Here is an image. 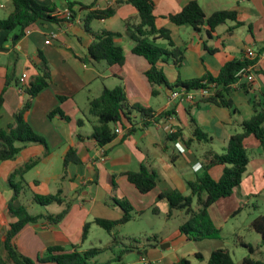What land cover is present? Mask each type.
<instances>
[{
	"label": "crops",
	"instance_id": "crops-1",
	"mask_svg": "<svg viewBox=\"0 0 264 264\" xmlns=\"http://www.w3.org/2000/svg\"><path fill=\"white\" fill-rule=\"evenodd\" d=\"M35 1L54 9L53 16L67 19L69 15L65 0ZM70 1L74 3L72 11L75 13L70 22L60 25L38 22L17 41H14V33L0 30V129H6L13 122V115L27 100L18 88L19 80L25 74L26 85L36 74L40 55L48 63L51 73V84L32 100L25 115L32 130L44 139L45 146L26 145L15 159L0 162V249L8 224L14 221L7 211L13 195L9 176L27 160L41 157L38 164L24 174L31 192L47 195L61 190L63 197L68 189L70 194H75L71 198L69 212L59 224L40 220L27 225L13 240L17 251L32 260L53 246H61L69 252L76 247L78 252H84L81 246L88 236L84 241L81 236L86 223L91 226L95 218H120L111 206L112 197L128 200L134 212L139 213L151 207L157 195L164 190L189 195L187 183L201 173L202 165L206 163L204 155L209 151L215 152L211 148L214 142H220L225 149L230 136L241 132L242 122L252 116L250 100L264 93V0H151L155 7V27L167 29L174 45L183 49V59L178 67L171 60L158 64L168 84H175L177 80L202 79L206 75L216 77L230 60H242L243 55L258 57L255 72L252 71L254 82L240 81L227 96L235 111L199 102L196 94L192 102L184 98L170 100V92L165 87H157V95L152 96V89L144 76L148 64L132 54L133 42L127 32V27L132 29L138 23V13L123 0H97L94 9L114 7L115 13L110 18L94 20L90 24L94 33L107 31L119 34L114 37V43L122 48L123 65L108 67L104 62L88 61L87 49L93 37L83 30L81 18L85 12L80 11L79 5L88 6L93 0ZM190 1H196L206 17L218 11H235L238 22L243 26L235 28L234 22L227 21L216 28L212 37H208L206 26L196 32L188 25H173L167 16L179 13ZM12 11L11 0H0V20L6 19ZM159 45L165 47L166 43L162 41ZM120 84L125 88L129 104L154 112L155 119L148 125L139 123L128 137L125 136L126 131L115 128L119 130L116 139L101 148L90 137L89 100L97 97L104 88L112 89ZM59 97L65 100L60 101ZM56 108L69 120L59 115L49 118L48 114ZM79 120L83 123L78 126ZM196 127L211 141L196 140L193 137ZM169 130L179 134L180 138L168 140ZM71 148L76 150L80 163L70 164L64 176L63 159ZM141 166L158 175L156 188L146 195L139 194L122 176L126 172H137ZM209 173L218 179L222 167H213ZM113 180L116 184L114 189ZM51 183L57 187L53 192L50 191ZM17 202L28 212L33 203L30 192L20 194ZM157 206L158 215H167L165 201ZM159 241L156 243L164 248L160 249L158 244L143 248L137 253L138 264H143L140 257H144L148 264H173L185 259L174 254L179 244L193 242L181 236L178 229L174 235Z\"/></svg>",
	"mask_w": 264,
	"mask_h": 264
},
{
	"label": "trees",
	"instance_id": "trees-1",
	"mask_svg": "<svg viewBox=\"0 0 264 264\" xmlns=\"http://www.w3.org/2000/svg\"><path fill=\"white\" fill-rule=\"evenodd\" d=\"M68 3L69 15L67 19L53 16L54 9L45 7L35 0H11L13 11L3 20H0V30L8 33H14V41L23 37L31 27L38 22L60 25L65 21H72L75 13L72 11V3ZM97 0H93L88 6L79 5L80 11L85 12L81 18L83 30L93 37V41L87 49V60L93 63L104 62L108 67H121L124 63V54L122 48L115 45L114 37L119 34L101 31L92 32L90 24L94 20H105L114 15V7L105 10L94 9ZM123 3L133 7L138 13V23L132 29L127 27L129 37L133 42L132 54L143 58L148 69L144 76L149 83L152 96H156L157 87H165L170 94L174 91H183L184 94L197 92L201 89H208L214 84L215 91L207 97L200 98L199 102L210 104L216 107L233 111L234 107L227 98L231 88L237 83L235 75L242 69H249L253 72L258 57H249L243 55L242 60L233 59L225 63L216 77L210 75L202 79L190 81L177 80L175 84H168L166 78L159 68V63H166L171 60L173 65L179 66L183 59V49L174 45L170 32L167 29L155 27L154 4L151 0H123ZM167 19L175 26L188 25L198 32L203 26H206L208 37H212L218 26L227 21L235 23V28L243 26L238 22L235 11H218L206 17L196 1L188 2L179 13L167 16ZM164 41L165 47L160 46L157 42ZM40 64L35 67L36 74L31 77L22 91L27 96V100L13 115V122L6 129H0V162L13 160L26 145L41 144L45 146V141L37 135L31 126L25 120L26 113L31 108L32 100L45 88L51 84L50 68L46 60L40 55ZM250 72V71H249ZM244 88V87H241ZM257 99H251L250 104L253 111L252 116L242 122L241 132L233 134L227 141L223 153L209 151L204 155L206 163L202 165V171L193 181L187 183L189 196H184L176 190L167 189L157 195L151 212L154 215L159 214L157 204L165 201L168 205L167 216L170 218L175 211L184 212L186 220L179 225L178 232L189 241H203L214 239L219 235V230L215 228L209 215V209L219 200L230 197L243 180V176L249 165V157L245 142L253 138L258 146L264 151V93ZM60 101L65 98L59 97ZM2 106V97L0 96V108ZM235 111V110H234ZM155 113L142 108L139 105L129 104L125 88L122 84L112 88H104L97 97L91 98L88 104V119L91 123V139L103 148L109 145L117 137V130L121 128L126 131L125 136L132 135L139 123L148 125L155 119ZM59 115L65 120V117L59 108L52 110L48 117L52 118ZM82 120L77 121L79 126ZM118 128V129H115ZM193 137L200 142H210L211 139L200 128L196 127L193 131ZM180 138L179 134L172 133L168 135V140ZM41 160V157L27 160L19 169L15 170L9 176V186L13 191L12 198L8 202V215L14 219L8 224L7 231L1 240L0 264H99L93 259L103 251H112L114 246L119 244L115 229L131 221L134 209L126 199H116L112 197V205L120 209L121 215L117 220L95 218L93 223L107 232L111 238V244L104 249L91 248L84 252H78L76 247L73 251H66L61 246L48 247L42 256L36 260L29 259L21 255L13 240L27 225L35 224L40 220H45L52 225L59 224L67 215L70 204L62 197V191L55 194L37 195L31 192L29 185L24 180V174L33 168ZM80 159L76 150L71 148L63 159V172L66 176L67 167L70 164H79ZM213 167H222V174L218 179H214L209 171ZM127 182L135 190L146 195L152 192L158 182L156 172L148 170L144 166L137 172H126L122 174ZM113 189L116 188L114 180L112 181ZM30 192L31 200L41 206L51 204L66 205L65 208L56 215H30L25 206L19 204L18 197L20 194ZM196 200L197 209L192 208ZM141 215L142 212L136 213ZM90 224L86 223L83 227L81 239L84 241L87 237ZM251 228L261 235L264 242V216H258L251 223ZM249 253L253 250L250 246ZM126 249V248H124ZM125 252V250H123ZM122 251V252H123ZM198 259H202L200 254H196ZM120 257L112 259L115 262ZM243 264H262V262L252 259L250 256L243 259ZM103 264H111L106 262ZM173 264H190L186 259H179ZM207 264H235L225 249H217L211 252Z\"/></svg>",
	"mask_w": 264,
	"mask_h": 264
},
{
	"label": "rangeland",
	"instance_id": "rangeland-1",
	"mask_svg": "<svg viewBox=\"0 0 264 264\" xmlns=\"http://www.w3.org/2000/svg\"><path fill=\"white\" fill-rule=\"evenodd\" d=\"M161 42L159 40L157 43ZM245 145L250 162L243 176L241 188L239 186L230 197L217 201L209 209L210 218L215 228L219 230V235L214 239L179 244V248L174 252L175 256L185 258L190 264H207L211 252L225 249L235 264H243V259L248 256L264 264V242L261 235L251 228L255 218L264 216V151L253 138L246 141ZM211 148L219 154L224 152V146L220 142H214ZM56 188V185L51 183L50 191L53 192ZM64 188L66 189L67 185L64 184ZM74 195L67 189L63 197H66V202L71 204V198ZM65 206L57 204L41 206L33 202L28 208V213L54 215L60 209L62 211ZM111 206L120 216V209L112 204ZM192 208L197 209L196 200ZM186 218L187 216L181 211H175L170 218L166 214L154 215L151 207H147L141 216L133 212L131 221L115 229L119 244L114 246L112 251H103L93 260L97 263L138 264L137 253L140 250L147 246L156 247L158 244L156 242H160L159 240L165 236L169 238L174 235ZM91 219L89 218L88 221ZM87 236V240L81 246L82 251L91 248L104 249L111 244V238L107 232L92 222ZM245 246L252 247L253 253L250 254ZM157 247L161 249L160 244ZM197 253L202 256V259L194 255ZM118 256L119 260L111 261Z\"/></svg>",
	"mask_w": 264,
	"mask_h": 264
},
{
	"label": "built area",
	"instance_id": "built-area-1",
	"mask_svg": "<svg viewBox=\"0 0 264 264\" xmlns=\"http://www.w3.org/2000/svg\"><path fill=\"white\" fill-rule=\"evenodd\" d=\"M250 57V56H249ZM250 71V72H249ZM242 69L240 70L236 75L235 77L237 78V83L235 85H237L240 81L242 80H246L247 83H253L254 82V77H253V74H252V71L249 69ZM25 78H26V75L23 74L19 80V90L22 91V88L23 86L25 85ZM215 91V86L214 84H211L208 89H201L197 92H189V93H186L184 94L183 91H179V92H172L170 94V100H175V99H178V98H184L190 102H192L194 100V97H195V94L199 96V98H202V97H207V96H210L213 92ZM166 130L169 129V128H165ZM117 132L119 133V130H117ZM173 131L172 130H169L168 133L171 134ZM105 155H103L102 157L104 158ZM103 158L101 160H103ZM140 262L143 263V264H148V262L146 261V259L144 257H140Z\"/></svg>",
	"mask_w": 264,
	"mask_h": 264
},
{
	"label": "water",
	"instance_id": "water-1",
	"mask_svg": "<svg viewBox=\"0 0 264 264\" xmlns=\"http://www.w3.org/2000/svg\"><path fill=\"white\" fill-rule=\"evenodd\" d=\"M164 247L163 246H161V249H163Z\"/></svg>",
	"mask_w": 264,
	"mask_h": 264
}]
</instances>
